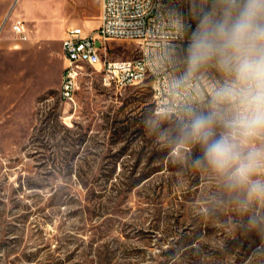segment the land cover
Listing matches in <instances>:
<instances>
[{"label": "rangeland", "instance_id": "1", "mask_svg": "<svg viewBox=\"0 0 264 264\" xmlns=\"http://www.w3.org/2000/svg\"><path fill=\"white\" fill-rule=\"evenodd\" d=\"M100 13L101 0H0V264H264V206L194 164L199 145L157 111L150 79L105 85L85 65L63 97L65 32L92 33ZM105 45L140 55L135 40Z\"/></svg>", "mask_w": 264, "mask_h": 264}, {"label": "clouds", "instance_id": "2", "mask_svg": "<svg viewBox=\"0 0 264 264\" xmlns=\"http://www.w3.org/2000/svg\"><path fill=\"white\" fill-rule=\"evenodd\" d=\"M186 55V77L209 66L222 77L202 109H183L182 138L202 153L194 164L238 203L264 206V0H211Z\"/></svg>", "mask_w": 264, "mask_h": 264}, {"label": "built area", "instance_id": "3", "mask_svg": "<svg viewBox=\"0 0 264 264\" xmlns=\"http://www.w3.org/2000/svg\"><path fill=\"white\" fill-rule=\"evenodd\" d=\"M211 6V0H101L99 25L87 34L82 24L65 32L62 52L66 61L62 94L73 100L81 69L98 67L105 85L126 87L150 79L157 111L169 113L182 124L183 109H202L214 85L222 80L213 67L186 77V49L197 19ZM13 32L27 40L28 29L22 21ZM135 40L140 55L131 60L107 56L105 42Z\"/></svg>", "mask_w": 264, "mask_h": 264}, {"label": "crops", "instance_id": "4", "mask_svg": "<svg viewBox=\"0 0 264 264\" xmlns=\"http://www.w3.org/2000/svg\"><path fill=\"white\" fill-rule=\"evenodd\" d=\"M18 2V1H17Z\"/></svg>", "mask_w": 264, "mask_h": 264}]
</instances>
